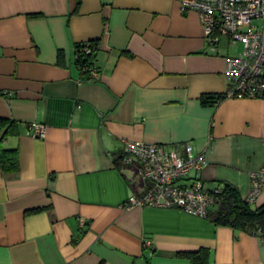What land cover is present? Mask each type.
<instances>
[{
  "label": "crops",
  "instance_id": "1",
  "mask_svg": "<svg viewBox=\"0 0 264 264\" xmlns=\"http://www.w3.org/2000/svg\"><path fill=\"white\" fill-rule=\"evenodd\" d=\"M90 39L95 79L74 63ZM224 56L175 0H0V138L18 159L15 172L0 165V264H189L176 252L199 248L207 264H264L255 235L177 208L124 209L136 178L113 161L123 139L191 141L205 185L248 199L264 99L201 103L227 89ZM263 203L264 185L249 204Z\"/></svg>",
  "mask_w": 264,
  "mask_h": 264
},
{
  "label": "built area",
  "instance_id": "2",
  "mask_svg": "<svg viewBox=\"0 0 264 264\" xmlns=\"http://www.w3.org/2000/svg\"><path fill=\"white\" fill-rule=\"evenodd\" d=\"M175 1L182 10L198 14L210 53H219L222 40L234 47V53L224 56L227 81L224 98L264 99V0ZM88 71L91 79L98 77L94 65ZM27 133L31 137H43L45 125L32 122ZM121 153V163L136 178L135 189L128 195L124 209L177 208L205 217L213 203L208 189L219 193L218 187H207L202 180L205 157L191 141L163 145L123 139ZM263 185L264 164L254 173L252 190L246 200L253 201Z\"/></svg>",
  "mask_w": 264,
  "mask_h": 264
},
{
  "label": "trees",
  "instance_id": "3",
  "mask_svg": "<svg viewBox=\"0 0 264 264\" xmlns=\"http://www.w3.org/2000/svg\"><path fill=\"white\" fill-rule=\"evenodd\" d=\"M97 39L77 42L74 45V63L85 77L89 78V66L93 65L95 52L97 49ZM89 49V52L86 51ZM64 53L57 51V63L62 64ZM85 67V69H84ZM222 93H205L200 96L202 104L217 103L224 99ZM122 153L113 155L116 166L121 163ZM0 165L4 172L11 173L18 169V159L15 149H6L2 146L0 138ZM219 188V193H214L208 189V193L213 198L212 205L208 208L205 219L214 226H227L235 231H243L257 236L260 241L264 238V203L258 207H251L246 199H243L237 188L228 183H218L212 186ZM264 244V242H262ZM177 256L188 259L189 264H207L208 249L199 248L194 251H179Z\"/></svg>",
  "mask_w": 264,
  "mask_h": 264
},
{
  "label": "rangeland",
  "instance_id": "4",
  "mask_svg": "<svg viewBox=\"0 0 264 264\" xmlns=\"http://www.w3.org/2000/svg\"><path fill=\"white\" fill-rule=\"evenodd\" d=\"M220 47H221V53H222L223 55H226V54H232V53L235 52V51H234V50H235L234 47H229V46L225 45L224 40H222V42H221V44H220Z\"/></svg>",
  "mask_w": 264,
  "mask_h": 264
}]
</instances>
